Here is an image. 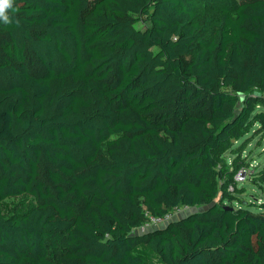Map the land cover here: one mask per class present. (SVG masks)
Returning <instances> with one entry per match:
<instances>
[{
  "label": "trees",
  "instance_id": "trees-1",
  "mask_svg": "<svg viewBox=\"0 0 264 264\" xmlns=\"http://www.w3.org/2000/svg\"><path fill=\"white\" fill-rule=\"evenodd\" d=\"M14 8L0 22V264H264V204L233 206L237 167L215 182L232 133L248 118L264 131V0ZM22 195L33 207L4 217ZM179 207L196 211L132 233Z\"/></svg>",
  "mask_w": 264,
  "mask_h": 264
},
{
  "label": "rangeland",
  "instance_id": "rangeland-1",
  "mask_svg": "<svg viewBox=\"0 0 264 264\" xmlns=\"http://www.w3.org/2000/svg\"><path fill=\"white\" fill-rule=\"evenodd\" d=\"M239 97L240 104L244 96L239 95ZM260 109L259 106H256V110ZM220 150L224 165L220 167L219 176L215 178V182L219 184V182L225 181L227 185L232 172L237 168H244L246 180L241 184H229L227 190L230 185L233 186V191L231 190L235 199L233 206L236 207L243 201L255 203L253 209L258 210V204H264V172L260 174L264 170V131L261 126L252 118H248L245 126L237 128L232 133L229 142L222 145ZM33 205V199L30 196L22 195L4 200L1 203V210L4 217L18 216L27 212ZM195 211L196 209H189L182 215ZM142 232L133 231L132 233Z\"/></svg>",
  "mask_w": 264,
  "mask_h": 264
},
{
  "label": "built area",
  "instance_id": "built-area-1",
  "mask_svg": "<svg viewBox=\"0 0 264 264\" xmlns=\"http://www.w3.org/2000/svg\"><path fill=\"white\" fill-rule=\"evenodd\" d=\"M244 180H246V171L244 170V168H241L235 173L233 177V184H241L244 182ZM231 190L233 191V186L230 185L227 191L231 192ZM189 209L190 208L188 207H179L173 209V211L165 214L162 217L149 216L147 222L141 225L139 228H136L134 231L144 232L147 228L162 226L169 222L171 219H174L176 216H181L185 211H188Z\"/></svg>",
  "mask_w": 264,
  "mask_h": 264
},
{
  "label": "clouds",
  "instance_id": "clouds-1",
  "mask_svg": "<svg viewBox=\"0 0 264 264\" xmlns=\"http://www.w3.org/2000/svg\"><path fill=\"white\" fill-rule=\"evenodd\" d=\"M14 2L15 0H0V22L5 25L13 23V17L10 13L15 12Z\"/></svg>",
  "mask_w": 264,
  "mask_h": 264
},
{
  "label": "water",
  "instance_id": "water-1",
  "mask_svg": "<svg viewBox=\"0 0 264 264\" xmlns=\"http://www.w3.org/2000/svg\"><path fill=\"white\" fill-rule=\"evenodd\" d=\"M225 208H227V207H225ZM181 216H183V215H181ZM159 227H162V226H159Z\"/></svg>",
  "mask_w": 264,
  "mask_h": 264
}]
</instances>
